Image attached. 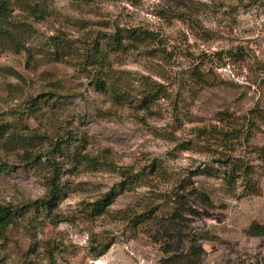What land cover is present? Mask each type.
<instances>
[{"label": "rangeland", "instance_id": "374dc122", "mask_svg": "<svg viewBox=\"0 0 264 264\" xmlns=\"http://www.w3.org/2000/svg\"><path fill=\"white\" fill-rule=\"evenodd\" d=\"M1 1L12 38L0 37V205L17 214L0 264H264V229L250 230L264 228V0ZM113 27L155 35L105 62L120 102L78 60ZM152 82L163 94L147 112L138 100ZM215 125L240 128V141L223 146ZM69 136L75 145L54 155L51 143ZM24 150L39 162L20 161ZM47 158L62 167L51 213L34 204L47 193ZM235 162L250 172L228 183ZM121 168L137 177L94 215Z\"/></svg>", "mask_w": 264, "mask_h": 264}, {"label": "trees", "instance_id": "16d2710c", "mask_svg": "<svg viewBox=\"0 0 264 264\" xmlns=\"http://www.w3.org/2000/svg\"><path fill=\"white\" fill-rule=\"evenodd\" d=\"M25 10H27L28 14L30 16H33L35 18H43V15L41 14V10L39 7L35 4H28L25 3ZM7 16V3L0 0V19H4ZM1 36H8L6 38H12L11 34L5 30H0V37ZM155 40V35L147 30H138V29H127V28H120V27H113L111 32L108 34H103V36L98 37L96 40L92 42V50L89 52H85L81 55H79L78 60H82L81 62V70L88 74H93V79H95L94 86L96 90H102L111 93L115 97V101H121L123 98V95L119 94L118 89L114 87V84L112 83L113 76H109L108 73L110 71H104L105 70V62L107 61L109 55L111 53L117 54V53H123L130 50H138L139 47H146L150 45ZM92 51V53H91ZM72 56V54H71ZM77 56V55H76ZM92 69V70H90ZM109 70V68L107 69ZM192 76L196 82L199 84L205 86L206 81L203 78V74L197 69L192 70ZM111 80V84L106 85V83H102V81L105 82L107 79ZM153 84L150 85L147 90H145L139 100L138 104L140 105V108L149 111L152 103L158 99V97L163 94L159 93L162 89V86L160 84H157L155 82H152ZM107 86V87H104ZM160 94V95H158ZM218 122L225 123L227 125H230L229 123H232V116L227 113H219L217 115ZM224 127L226 130H224ZM231 126H213L211 129V132L217 135L219 138H221V144L223 146H227L228 144V138H233V140L240 141L241 132L240 128L236 129L233 127L231 129ZM205 130V129H204ZM203 128H195V131L201 132L204 131ZM48 139V138H46ZM49 142V141H48ZM76 141L72 136H69V138H62L59 141H56L55 143H51V149L53 150L54 155H58L60 157L64 158V151L67 149H70L72 146H74ZM258 155L262 156L264 155V147H261L258 149ZM20 161H27L29 164H33L34 162H39V157L32 159L30 153L27 150H24ZM80 156L77 160V162H80L81 160H87V162H91L95 164L98 163V159L92 158L89 159V157L85 155H80V153H77L74 157L77 158ZM74 158V159H75ZM86 158V159H85ZM47 164H49L51 167V176L47 179V193L41 197L40 199L34 201V204L36 205V208L42 209L43 211H46L48 213H51L54 208L57 206L59 200L61 199V196H63L62 193V186H61V172L62 167L61 163L57 160L47 158ZM27 163V164H28ZM250 172V167H248L244 163H232L230 164L227 169L223 172V178L228 183L233 182L237 177L241 176L242 178H246ZM118 173L121 177L124 178V180L119 183V189L116 191L114 188H112L110 191L104 193L101 195L94 203L91 205V211L96 216L103 215L108 207L112 204L115 197L119 194V192L127 191L126 182H131L132 179L137 177L135 174L129 171V169H119ZM17 214V209L12 207L11 205H0V237H4L5 230L9 225L13 223V220ZM261 228L259 225H251L250 230L252 234L258 235L261 234Z\"/></svg>", "mask_w": 264, "mask_h": 264}]
</instances>
